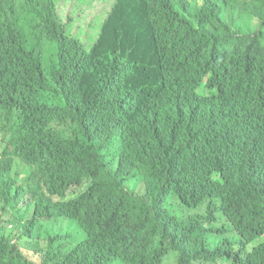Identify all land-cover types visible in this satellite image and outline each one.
<instances>
[{
	"label": "trees",
	"instance_id": "trees-1",
	"mask_svg": "<svg viewBox=\"0 0 264 264\" xmlns=\"http://www.w3.org/2000/svg\"><path fill=\"white\" fill-rule=\"evenodd\" d=\"M7 1L0 264H264V0H115L89 52Z\"/></svg>",
	"mask_w": 264,
	"mask_h": 264
},
{
	"label": "rangeland",
	"instance_id": "rangeland-1",
	"mask_svg": "<svg viewBox=\"0 0 264 264\" xmlns=\"http://www.w3.org/2000/svg\"><path fill=\"white\" fill-rule=\"evenodd\" d=\"M114 1L115 0H56L64 34L80 41L85 49L88 50L95 42L100 31V26L110 11ZM86 10L90 11V13L85 12ZM87 17L88 19L86 21ZM26 33L29 35L28 41L30 43L33 42V36L28 29H26ZM48 57L49 56L46 54L43 61L45 71L48 69ZM128 187L132 189L133 186L130 183ZM83 190L84 186L68 189L61 200H70ZM209 227L212 230V242L220 243L224 240H229L233 244V247L236 248L235 244L239 240V236L234 232L226 219L216 215V219L212 221ZM8 230H12V228L8 227ZM255 244L252 245L254 246Z\"/></svg>",
	"mask_w": 264,
	"mask_h": 264
},
{
	"label": "clouds",
	"instance_id": "clouds-1",
	"mask_svg": "<svg viewBox=\"0 0 264 264\" xmlns=\"http://www.w3.org/2000/svg\"><path fill=\"white\" fill-rule=\"evenodd\" d=\"M7 2L11 6H13V8H16L18 6V4L20 3V0H8ZM113 5H114V3H113ZM113 5H112V7H113ZM112 7H111L110 11L108 12L107 16L105 17V19L103 20V22H102V24L100 26V31H99L96 39H95V42L91 45V47L94 46L95 43L97 42L98 37H99V35L101 33L102 25L104 24L105 20L108 18L109 14H110V12L112 10ZM79 43L83 46V48H84V50L86 52L90 51V49L86 50L84 45L81 42H79ZM112 160H113L112 170L116 171L117 167H118V159L112 157ZM206 204H207V201H204L196 209H189V210L185 209V215L186 216H201V217H204L205 219L209 218V221H205V224H204L205 228L209 231V237H212L211 236L212 230L209 227V225L212 223V221H214L216 219V215L219 216L220 218L226 219V221L232 226V224L228 221V219L226 217H224L223 215H221L220 213H218V211H212V214H209V213H207V211H204V207L206 206ZM24 241H25V243H28V241H26V240H24Z\"/></svg>",
	"mask_w": 264,
	"mask_h": 264
},
{
	"label": "crops",
	"instance_id": "crops-1",
	"mask_svg": "<svg viewBox=\"0 0 264 264\" xmlns=\"http://www.w3.org/2000/svg\"><path fill=\"white\" fill-rule=\"evenodd\" d=\"M217 205H218V201H216L212 204H206V206L204 207V211H208L209 208L216 210Z\"/></svg>",
	"mask_w": 264,
	"mask_h": 264
}]
</instances>
